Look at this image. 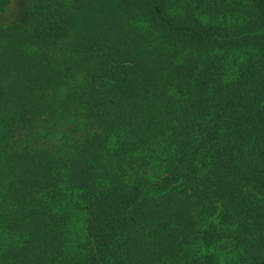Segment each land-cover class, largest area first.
I'll list each match as a JSON object with an SVG mask.
<instances>
[{
	"label": "trees",
	"instance_id": "trees-1",
	"mask_svg": "<svg viewBox=\"0 0 264 264\" xmlns=\"http://www.w3.org/2000/svg\"><path fill=\"white\" fill-rule=\"evenodd\" d=\"M17 2L0 264H264V0ZM39 116L65 149L16 148Z\"/></svg>",
	"mask_w": 264,
	"mask_h": 264
},
{
	"label": "rangeland",
	"instance_id": "rangeland-1",
	"mask_svg": "<svg viewBox=\"0 0 264 264\" xmlns=\"http://www.w3.org/2000/svg\"><path fill=\"white\" fill-rule=\"evenodd\" d=\"M23 15V9L21 7V4L19 2L16 3V5L11 8L9 11H5L0 13V23L5 22L7 20H10V18L15 17L19 19ZM78 36V28L76 27L74 31L72 32L71 35L67 38V41L72 42L73 40L76 39ZM2 39L0 37V43H2ZM38 123L35 120L32 124L30 122H27V126H37V128H30L27 129L28 131L24 136L23 139H18L16 148H22L23 146L27 145L30 149L34 150H40V149H46L51 152H55V149L57 147H62L65 149L66 145V139L65 142H62V135L63 131L67 128L66 125H62L66 123L65 121H59L56 122L54 119H47L43 117L41 118L40 116L38 117ZM70 122V121H69ZM1 128H0V136H1ZM81 134V131L78 135ZM77 135V136H78ZM70 141V140H68ZM14 149V148H13ZM12 150L11 148L8 149V151ZM4 152V151H3ZM5 154V153H4ZM4 157L3 153L0 152V196L3 194L5 191L6 187L8 186L9 181L11 180V177L9 174L6 175L4 173ZM6 175V176H5ZM75 226V232L77 233L78 229L81 227L82 220L76 219L74 222Z\"/></svg>",
	"mask_w": 264,
	"mask_h": 264
}]
</instances>
